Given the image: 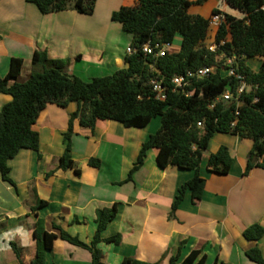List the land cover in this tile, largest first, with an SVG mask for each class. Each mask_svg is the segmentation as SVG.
I'll return each mask as SVG.
<instances>
[{
	"label": "crops",
	"instance_id": "0c3cea01",
	"mask_svg": "<svg viewBox=\"0 0 264 264\" xmlns=\"http://www.w3.org/2000/svg\"><path fill=\"white\" fill-rule=\"evenodd\" d=\"M137 3L97 0L92 15L75 9L45 15L27 0H1L0 78L7 76L11 59L20 58L21 74L10 84L27 82L36 51H46L53 60L68 61L66 72L86 81L126 69L133 35L113 22L112 15ZM204 4L210 6L211 13L220 10L244 16L227 2L206 0ZM202 5L192 7L190 13L208 18L199 11ZM212 35V31L208 33L206 44ZM11 101L10 95L0 93V112ZM78 109L77 102L67 107L48 104L33 127L39 134V150L22 149L9 160L11 182L0 174V264H19L12 243L17 245L23 264L33 263L38 219L45 220L46 230L54 236L46 264H91V252L62 240L53 224L91 245L98 230L97 211L113 205L118 213L101 238L120 235L121 241L98 244L105 264H169L176 256L181 263L193 251L201 252L195 264L204 255L206 264H257L246 255L256 247L264 256V237L249 241L243 236L253 224L264 226V169L254 168L245 175L252 140L216 133L202 159L200 174L206 180L202 200L193 203L188 190L173 212L179 189L194 177V171L175 166L162 169L157 163L158 150L150 149L144 165L128 180L143 144L161 128V117L143 128L100 120L93 130L75 120L71 138L74 166L64 171L58 168V159L65 152L64 134L71 115ZM221 146H226L233 158L227 175L213 173L207 166L210 155ZM91 159L100 160L101 166L89 165ZM38 201L46 204L33 210Z\"/></svg>",
	"mask_w": 264,
	"mask_h": 264
},
{
	"label": "trees",
	"instance_id": "16d2710c",
	"mask_svg": "<svg viewBox=\"0 0 264 264\" xmlns=\"http://www.w3.org/2000/svg\"><path fill=\"white\" fill-rule=\"evenodd\" d=\"M1 1V0H0ZM35 4L42 14H53L68 9L92 15L97 0H27ZM134 7H121L112 15V21L119 23L123 30L133 35L132 47L140 48L148 42L173 44L177 35H181V48L162 58H153L138 51L127 55L126 69H121L110 76L96 77L86 81L66 72L68 61L53 60L46 51H36L32 58L33 72L25 83L10 84L21 74L23 60L12 58L7 76L0 78V93L8 94L12 101L0 112V174L5 181L9 177V160L22 149L39 150V134L33 129L40 113L48 104L67 107L77 102L79 109L70 118L69 128L64 134L65 152L58 159V168L64 171L72 168L71 138L74 121L80 125L95 129L100 120H115L127 128L146 127L154 118L161 117V128L145 142L138 159L131 170L128 180L145 162L147 152L157 149V163L165 169L175 166L179 169L195 172L194 177L178 191L172 205L175 212L182 203L186 191L192 192L193 203L202 200L206 180L200 169L204 153L216 133L240 136L253 141L249 153L245 175L254 168L264 169V0H226L227 4L244 16L236 18L225 14L226 23L221 27L218 41L227 40L223 49L230 55L238 56V71L245 76L250 90L241 100L244 105L238 107L236 102H224L220 96L228 89L237 90L238 83L233 77H222L220 73L191 86V94L186 96L179 92L168 93L166 100H158L149 82L159 76L170 85L176 75L185 74L203 66L216 64V53L207 49L209 26L208 18L191 14V8L199 6L206 0H137ZM220 11L213 10L212 13ZM229 39V41H228ZM262 60L258 71L248 65V59ZM152 65L157 72L152 71ZM239 110L235 126L236 113ZM202 123L203 127L198 124ZM233 164V158L226 146L211 154L208 169L216 174L227 175ZM89 165L100 167L98 159H91ZM77 173L80 172L77 170ZM53 171L47 174L50 177ZM46 204L38 201L36 210ZM118 213L117 205L97 211L98 230L91 245L81 242L53 224L60 231V237L73 245L89 250L93 260L91 264H105L100 242L119 243L117 235L106 240L101 233L113 221ZM38 242L37 252L32 264H46V253L53 248V234L46 230L45 220L38 219L34 230ZM249 241H259L264 237V226L253 224L243 231ZM19 264L20 251L12 243ZM200 251H193L179 263V256L172 257L169 264H195ZM248 258L264 264V256L256 247L247 251ZM130 264H148L130 261ZM196 264H206L202 256ZM219 264H226L220 262Z\"/></svg>",
	"mask_w": 264,
	"mask_h": 264
},
{
	"label": "built area",
	"instance_id": "2783aa9c",
	"mask_svg": "<svg viewBox=\"0 0 264 264\" xmlns=\"http://www.w3.org/2000/svg\"><path fill=\"white\" fill-rule=\"evenodd\" d=\"M218 1L222 3L226 2V0ZM208 22L209 33L212 31L213 35L211 39L212 41L207 44V49L209 52L217 54L216 64L212 66H203L194 70H189L185 74L176 75L171 79L170 85L159 76L153 77L149 84L158 100H166L167 95L171 90L172 92H179L188 96L191 94L190 88L195 82L220 73L222 77H233L238 83L236 91L228 88L220 96V99L224 102H236L238 107L244 105L241 97L244 93L250 90V87L246 82L245 76L238 71V56L236 54L230 55L225 49H223L227 40L218 41V35L221 27L226 23L225 13L222 11L218 13H211L208 17ZM172 45L173 44L171 43L148 42L143 44L139 49L129 46L127 48V55H132L141 51L143 54L151 56L155 59L162 58L171 53ZM151 68L152 71L157 72L153 65ZM239 115L240 112L238 110L236 113V120L232 123V126H235ZM198 126L203 127L202 123H199Z\"/></svg>",
	"mask_w": 264,
	"mask_h": 264
},
{
	"label": "rangeland",
	"instance_id": "374dc122",
	"mask_svg": "<svg viewBox=\"0 0 264 264\" xmlns=\"http://www.w3.org/2000/svg\"><path fill=\"white\" fill-rule=\"evenodd\" d=\"M218 1V0H216ZM199 11L202 13V15L204 16H210L211 12H210V6L208 4H204L202 5V7H200ZM236 18L240 19L243 18L242 15H236ZM181 35H177L174 39L173 45H172V51L177 50L180 48L181 45ZM262 60L260 58H253V59H248V65L251 69H253L254 71H257L260 68Z\"/></svg>",
	"mask_w": 264,
	"mask_h": 264
}]
</instances>
